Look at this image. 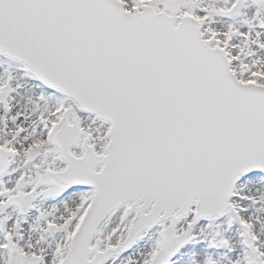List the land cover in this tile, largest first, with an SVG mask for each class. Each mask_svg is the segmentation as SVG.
Returning <instances> with one entry per match:
<instances>
[{
	"label": "snow or ice",
	"instance_id": "obj_1",
	"mask_svg": "<svg viewBox=\"0 0 264 264\" xmlns=\"http://www.w3.org/2000/svg\"><path fill=\"white\" fill-rule=\"evenodd\" d=\"M0 264H264V0H0Z\"/></svg>",
	"mask_w": 264,
	"mask_h": 264
}]
</instances>
